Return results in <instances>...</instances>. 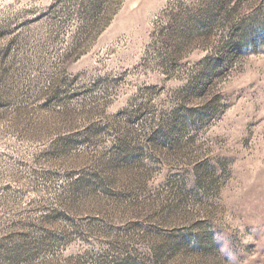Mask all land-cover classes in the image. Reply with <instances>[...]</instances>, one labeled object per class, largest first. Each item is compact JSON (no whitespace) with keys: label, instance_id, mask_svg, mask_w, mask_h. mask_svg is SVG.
Wrapping results in <instances>:
<instances>
[{"label":"rangeland","instance_id":"obj_1","mask_svg":"<svg viewBox=\"0 0 264 264\" xmlns=\"http://www.w3.org/2000/svg\"><path fill=\"white\" fill-rule=\"evenodd\" d=\"M0 264H264V0H0Z\"/></svg>","mask_w":264,"mask_h":264}]
</instances>
